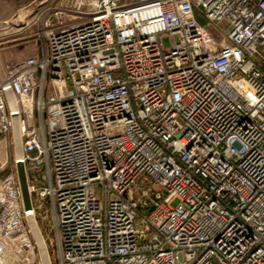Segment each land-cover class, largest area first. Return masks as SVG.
Listing matches in <instances>:
<instances>
[{
    "label": "built area",
    "instance_id": "obj_1",
    "mask_svg": "<svg viewBox=\"0 0 264 264\" xmlns=\"http://www.w3.org/2000/svg\"><path fill=\"white\" fill-rule=\"evenodd\" d=\"M33 24L0 70L21 154L0 264H264V0H63Z\"/></svg>",
    "mask_w": 264,
    "mask_h": 264
},
{
    "label": "rangeland",
    "instance_id": "obj_2",
    "mask_svg": "<svg viewBox=\"0 0 264 264\" xmlns=\"http://www.w3.org/2000/svg\"><path fill=\"white\" fill-rule=\"evenodd\" d=\"M62 1L0 0V70L7 63L36 53L33 21L45 8L60 5ZM13 137L12 134L0 135L4 146L0 151L3 174L15 170L18 149Z\"/></svg>",
    "mask_w": 264,
    "mask_h": 264
},
{
    "label": "bare ground",
    "instance_id": "obj_3",
    "mask_svg": "<svg viewBox=\"0 0 264 264\" xmlns=\"http://www.w3.org/2000/svg\"><path fill=\"white\" fill-rule=\"evenodd\" d=\"M148 2H145V3H140L136 6H141L143 7V5L147 4ZM15 145H16V148L18 149L19 145H20V139H19V136L17 133H15ZM3 144L0 143V151L3 149ZM17 159L21 160V154L18 150V153H17ZM19 172H20V178H21V184L22 186L24 187V182H25V177H24V172H23V169L22 167L19 166ZM38 243L41 247V249L43 250V245H42V242H41V239L38 238Z\"/></svg>",
    "mask_w": 264,
    "mask_h": 264
},
{
    "label": "crops",
    "instance_id": "obj_4",
    "mask_svg": "<svg viewBox=\"0 0 264 264\" xmlns=\"http://www.w3.org/2000/svg\"><path fill=\"white\" fill-rule=\"evenodd\" d=\"M198 17H199V20H200L201 23L205 22L203 18H201L200 16H198Z\"/></svg>",
    "mask_w": 264,
    "mask_h": 264
},
{
    "label": "water",
    "instance_id": "obj_5",
    "mask_svg": "<svg viewBox=\"0 0 264 264\" xmlns=\"http://www.w3.org/2000/svg\"><path fill=\"white\" fill-rule=\"evenodd\" d=\"M24 184H25V182H24ZM23 187V186H22ZM24 188V187H23Z\"/></svg>",
    "mask_w": 264,
    "mask_h": 264
}]
</instances>
